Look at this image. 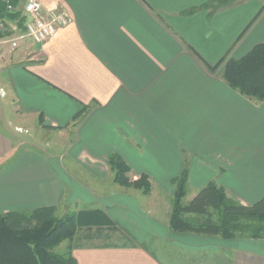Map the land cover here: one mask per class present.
<instances>
[{"label": "crops", "instance_id": "1", "mask_svg": "<svg viewBox=\"0 0 264 264\" xmlns=\"http://www.w3.org/2000/svg\"><path fill=\"white\" fill-rule=\"evenodd\" d=\"M40 1L66 9L69 24L3 67L13 66L15 129L50 131V149L15 157L26 139L0 129V163L15 157L0 171V214L93 202L130 232L126 242L77 235L68 246L77 264H264L263 238L175 232L169 222L186 168L191 198L211 181L244 205L264 197V100L223 76L229 59L264 43V0ZM114 152L132 180L148 174L150 193L114 181Z\"/></svg>", "mask_w": 264, "mask_h": 264}, {"label": "trees", "instance_id": "2", "mask_svg": "<svg viewBox=\"0 0 264 264\" xmlns=\"http://www.w3.org/2000/svg\"><path fill=\"white\" fill-rule=\"evenodd\" d=\"M21 1L10 0L16 7ZM217 1L220 5L229 6L241 0ZM19 11L10 15L5 0H0V18H15L23 27L25 15ZM194 11L191 9L186 13ZM223 76L234 89L249 97L264 100V43L255 46L242 59H229ZM109 164L115 172L116 183L141 189L146 194L151 192L152 183L148 174L143 173L138 179L132 180L128 175L130 167L120 154L112 153ZM173 181L176 185L170 216L173 231L225 238L264 239V197L252 205H244L230 198L223 186L212 181L188 202H184L188 169H184ZM56 212L57 207L50 205L37 207L30 212L10 211L0 214V264H77L72 253H57L53 248L66 239L75 238L83 227L88 230L85 234L87 239L110 238L119 231V227L102 209L70 212L61 217Z\"/></svg>", "mask_w": 264, "mask_h": 264}, {"label": "rangeland", "instance_id": "3", "mask_svg": "<svg viewBox=\"0 0 264 264\" xmlns=\"http://www.w3.org/2000/svg\"><path fill=\"white\" fill-rule=\"evenodd\" d=\"M23 4H22V6H23ZM22 6H21V9L19 12H21L23 14V7ZM13 14L14 13H10V15H13ZM17 19H19V18H17ZM5 21H6L7 28L4 30L0 29V71L2 70L1 76L2 77L5 76V79L3 78L4 81H2V82L0 81V83H2L0 85H2L4 87V89L6 91H8V94L6 95L5 98H1V96H0V106H1L0 107V116L1 115L3 116V118H0V129L4 133H6L9 137L14 139V141H15L14 134L20 135L21 137L26 139V142L23 143V145H21L20 148H18V150L16 151L15 157L25 156L27 154L45 155L48 153L47 150L50 149V147L47 146L46 141H45L47 139L48 135H50V131H40L37 129V132H35V134L32 131H30V132L17 131L15 129V126H14L17 122L16 118H14V113H12L9 110V112H10V114H9L7 111L8 107H10L13 104H12V99L10 98V93H9L10 83L8 84L9 81H6V79L8 78L9 71H10V69L13 68V66H9L7 69H4L5 67H3V66H4V64H13V63L12 62L8 63V62H3V61H5L7 59H13V58H14V61H16L18 54L21 53L20 51H22V50L28 51L29 53L26 52L25 57H29V54L34 50L35 47L33 46V42L30 40H26L25 42L23 41L22 43H20L19 46L14 47L11 43V38L14 37V35L16 33H18L19 30L23 29V27L25 26V22L23 24V27H21L18 20H16L15 18H13V20H10L9 18H7ZM3 34H6V35L4 36ZM1 64H2V66H1ZM1 92H3V91H1ZM58 139H60V138L58 137ZM15 157L13 156L12 159L8 158L5 161H3L2 163H0V171L3 172L5 170H10L12 167H14V158ZM188 175H189V173H188ZM213 182H215L219 186H223L216 181H213ZM116 186H118V185H116ZM227 195H228V193H227ZM228 196L230 198L238 201L236 198H234L230 195H228ZM173 198H174V196H173ZM173 198L170 200V203H171L170 216H171V212H172V208H173V203H172ZM190 198H191V196L187 192L186 196L184 197V202H188L190 200ZM164 203L165 202H163L162 207L165 209L166 205H164ZM95 207L96 206L93 204V202L84 203V202L80 201V202H77L76 204L59 206V208H57L56 215L58 217H61V216H64L70 212H79V211L97 209ZM20 212H30V211H20ZM169 219H170V217H169ZM169 222H170V220H169ZM94 228H96V226H94ZM170 228H172L171 225H170ZM79 230L80 231L78 232L77 235L85 234L87 231V229H85L84 227L80 228ZM129 233H127V231L124 227H121V231H117L116 233L112 234V237H113L112 240L115 242L116 241L117 242L129 241V239L127 237L125 238L124 236H122V234L130 236L131 234H129ZM74 241L76 242L77 239L76 240H74V238L71 240L66 239L63 242H61L59 245L55 246L53 248V250L55 252L61 253V254L72 253L69 248H70V246H72L74 244ZM146 245L150 246V245H152V243H146ZM68 246H69V248H68Z\"/></svg>", "mask_w": 264, "mask_h": 264}, {"label": "built area", "instance_id": "4", "mask_svg": "<svg viewBox=\"0 0 264 264\" xmlns=\"http://www.w3.org/2000/svg\"><path fill=\"white\" fill-rule=\"evenodd\" d=\"M9 13L20 10L10 0H5ZM25 15L24 30L19 31L11 38V43L17 47L26 40L33 43H43L53 37L59 28L69 24L70 16L64 8H46L40 0H27L23 6ZM6 19L0 18V29H6Z\"/></svg>", "mask_w": 264, "mask_h": 264}]
</instances>
